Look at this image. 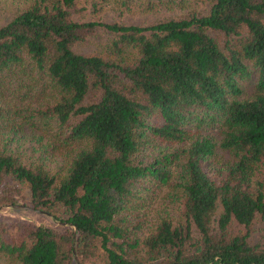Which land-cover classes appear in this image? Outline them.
Listing matches in <instances>:
<instances>
[{"label":"trees","instance_id":"1","mask_svg":"<svg viewBox=\"0 0 264 264\" xmlns=\"http://www.w3.org/2000/svg\"><path fill=\"white\" fill-rule=\"evenodd\" d=\"M14 2L0 264H264V0Z\"/></svg>","mask_w":264,"mask_h":264},{"label":"rangeland","instance_id":"2","mask_svg":"<svg viewBox=\"0 0 264 264\" xmlns=\"http://www.w3.org/2000/svg\"><path fill=\"white\" fill-rule=\"evenodd\" d=\"M1 6H0V13L6 18H9V16L16 10L19 5L15 4L14 0H0ZM132 15L128 16V19L132 22H140L144 19L149 18V14L147 12H143V10L139 9L138 7H135L132 9ZM106 17H110V12L107 11ZM87 48V46L83 47ZM254 84V79H251L249 82L244 84V96H249L252 92ZM14 196V199L16 201L15 204H22V205H28L29 203V192L26 189L18 190L12 193ZM7 195V197L10 195L8 191L3 190L2 187H0V220L3 222H11V221H19V222H26V223H37V224H53L54 220L51 218V216H48L44 213H40L37 211H30L25 209H18L10 207L12 205L11 203H3V199L1 198L3 196ZM154 206H158V203L154 201ZM59 225L60 223H57Z\"/></svg>","mask_w":264,"mask_h":264},{"label":"water","instance_id":"3","mask_svg":"<svg viewBox=\"0 0 264 264\" xmlns=\"http://www.w3.org/2000/svg\"><path fill=\"white\" fill-rule=\"evenodd\" d=\"M10 207L18 208V209H25V210H30V211H37L34 208H32L31 206L22 205V204H12V205H10ZM57 223L65 224V225L68 224V223L60 222V221H57ZM71 227H72L73 240H74L75 239V232H76V230H75V227L73 225H71Z\"/></svg>","mask_w":264,"mask_h":264}]
</instances>
